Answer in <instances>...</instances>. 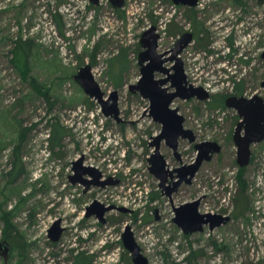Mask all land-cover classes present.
I'll return each mask as SVG.
<instances>
[{"label":"rangeland","instance_id":"rangeland-1","mask_svg":"<svg viewBox=\"0 0 264 264\" xmlns=\"http://www.w3.org/2000/svg\"><path fill=\"white\" fill-rule=\"evenodd\" d=\"M153 26L161 53L183 33L193 34L180 56L188 80L210 96L177 98L172 106L200 140L224 145L203 163L197 180L201 212L229 217L213 230L206 225L184 233L166 197L149 206L158 182L147 169L146 146L158 126L149 100L129 86L141 77V37ZM263 49L264 0H198L195 6L124 0L119 8L111 0H0V239L13 247L0 264H78L82 251L92 264H134L122 242L127 224L149 264H264V141L251 146L248 165L237 164L229 135L239 116L221 106L237 90L264 98ZM234 63L239 71L228 75ZM85 65L103 91L119 90L127 123L106 116L77 81ZM56 124L64 134L53 145L49 138ZM181 148L187 155L191 151L187 161L193 160L189 143ZM82 155L123 179L96 188L90 197L134 214L112 211L104 227L96 218L86 219L84 188L69 180L71 161ZM187 189L178 201L194 198L193 187ZM157 206L161 219L155 218ZM57 220L65 231L53 241L49 229Z\"/></svg>","mask_w":264,"mask_h":264},{"label":"water","instance_id":"water-1","mask_svg":"<svg viewBox=\"0 0 264 264\" xmlns=\"http://www.w3.org/2000/svg\"><path fill=\"white\" fill-rule=\"evenodd\" d=\"M99 0H92V3H98ZM112 4L116 7H122L124 0H111ZM176 4H184L195 6L198 0H173ZM160 34L157 32L156 26L147 29L141 37V45L143 50L139 54V64L141 65V77L137 84H131L130 88L134 90L138 88L144 97H148L151 100L152 108L154 110V116L156 120H159L163 124L162 132L157 138H168L173 141L174 148L177 150L178 139L180 136L189 138L191 141L195 140V135L191 129L184 128V116H182L178 108H172V102L180 97L183 99H190L197 97L200 100H206L209 98L210 93L202 86H194L187 80V74L185 72L183 60L180 57V53L193 41V34L185 32L177 40L174 46L173 58L177 60L174 66L175 73L171 74L168 78H156V72H169V68L163 67L165 59L163 58L165 53H159V39ZM264 57V51L262 53ZM77 81L85 89L86 93L95 98L102 106L103 112L106 116H112L119 118V91L117 89L111 91L106 98L105 92L102 90L100 84L96 80L92 67L85 65L80 68L76 75ZM170 80L172 85L170 87L165 86ZM264 87V81L262 82ZM171 87H175V91H170ZM226 105L231 108H235L239 115L243 118L239 122V126L236 130L235 142L238 149V162L241 167L246 166L250 162L251 157V145L253 143L260 142L264 139V98L255 94L248 98L245 96H229L226 100ZM245 125V133L241 134L242 127ZM199 155L196 160L191 163L179 167L177 169L169 170L170 173L178 171L179 180L175 182V187L182 183L184 180L190 182L198 171L204 161L212 159L215 153L221 150V145L217 141L205 140L198 144ZM83 156L78 158L75 163V176L71 175L70 179L73 184L81 182L80 176L90 172L95 175V179L91 184L104 185L105 181H99L100 174L97 173L96 167H83ZM152 170L158 178L161 179V184H164V170H166L167 161L165 156L160 151L159 144L157 145L154 153ZM167 171V170H166ZM89 184H86L85 190ZM96 210L94 213L98 215L101 222H105V212L113 208V206H104L99 202H95L93 205ZM200 199L193 200L175 207L174 221L179 227L186 233H193L203 231L205 225H209L213 230L216 227L222 225L229 217L221 214L202 213L199 209ZM123 211H128L125 207H120ZM92 214L91 212L88 215ZM64 227L61 226L60 220H57L52 224L49 229L50 237L53 241H57L63 234ZM123 244L131 252L132 261L134 264H149V259L143 254L141 246L137 242L135 235L132 231L131 225H127L123 233ZM12 252V246L8 241H0V255L4 257L6 261L9 260Z\"/></svg>","mask_w":264,"mask_h":264},{"label":"flooded vegetation","instance_id":"flooded-vegetation-1","mask_svg":"<svg viewBox=\"0 0 264 264\" xmlns=\"http://www.w3.org/2000/svg\"><path fill=\"white\" fill-rule=\"evenodd\" d=\"M176 44V43H175ZM173 50H174V47L172 48V49H169V50H167V51H165V52H163V53H165L164 54V56H163V58L165 59V62L163 63V67H165V68H169L170 70H169V72H161L162 74H165L166 75V77H163V78H168V77H170L171 76V74H173V73H175V69H174V66L176 65V63H177V60L175 59V58H173V55H174V52H173ZM263 51H264V49H263ZM159 52V51H158ZM183 52V51H182ZM181 52V53H182ZM160 53V52H159ZM180 53V54H181ZM263 53V52H262ZM231 54V56L235 59V57L234 56H236L237 54L234 52V50H233V52H231L230 53ZM181 57V56H180ZM263 57V56H262ZM264 58V57H263ZM183 60V59H182ZM139 62V61H138ZM183 64H184V62H183ZM140 65V64H139ZM141 66V65H140ZM235 66H237L235 63L234 64H232L231 66H230V68H229V71H228V75L229 74H232V76L234 75V74H237L238 73V71H239V69H234V67ZM158 72V71H157ZM156 72V73H157ZM187 80H188V78H187ZM189 81V80H188ZM169 82H171V85H172V80H170ZM168 82V83H169ZM138 83V81L136 82V83H134V84H137ZM167 83V84H168ZM189 83H191L190 81H189ZM167 84H165V86L167 85ZM191 84H193V83H191ZM194 85V84H193ZM194 86H196V85H194ZM167 87H170V86H167ZM117 89V88H116ZM129 89L133 92V93H140V94H142L141 92H140V90L138 89V88H135L134 90H132L131 88H130V86H129ZM115 90V89H114ZM118 90V89H117ZM176 90V88L175 87H171L170 88V91H175ZM113 91V90H112ZM119 91V90H118ZM105 92V91H104ZM111 92V91H110ZM210 93V92H209ZM105 94H106V98L109 96V93H106L105 92ZM255 94H258V93H254V94H252V95H246V94H244V92L243 93H241V94H239V91L237 90L235 93H234V96H245V97H248V98H250V97H252L253 95H255ZM260 95V94H259ZM143 96V95H142ZM230 96H233V95H230ZM144 97V96H143ZM229 96H227L226 98H225V100H224V103H221V106H225L226 105V100H227V98H228ZM144 98H146V99H148L149 100V114H150V116L153 118V120L157 123V126H158V128L156 129V132H150V138L148 139V142H147V150H148V154H147V164H148V166H147V169H148V171H149V173L156 179V181L158 182V186L156 187V191L155 192H152L150 195H149V198H150V200L152 199V201H151V203L149 204V206L150 207H152L153 205H154V203L155 204H158L159 205V203H160V199L161 198H164V197H166L170 202H171V205H172V208H173V211H175V207H177V206H179V205H181V204H184V203H187V202H191V201H193V200H197V199H200V206H199V209H200V207H201V205H202V203H203V198L204 197H201V196H198V195H196V193L198 192V189H197V180L199 179L198 178V175H199V173H200V171H201V168H202V165L200 166V168L198 169V171L195 173V175H194V177L192 178V180L190 181V182H186L185 180L182 182V183H180L178 186H177V188L175 189V190H173L174 189V187H175V182L177 181V180H179V177H178V174H179V172L178 171H175L173 174L172 173H170L169 172V170H175V169H177V168H179V167H182V166H184V165H187V164H191V163H193L195 160H196V158L198 157V155H199V153H200V151H199V148L197 147V145L198 144H200V143H202L204 140H200V138H199V135L195 132V130L193 129V128H191V127H188L187 125H186V117L180 112V109L178 108V107H173L172 105H173V103L175 102V100L177 99H175L173 102H172V104H171V107L172 108H178V111H179V113L182 115V116H184V122H183V124H184V128L185 129H191L192 131H193V133H194V135H195V140L194 141H191L189 138H184V137H182V136H180L179 137V139H178V147H177V150L174 148V145H173V141L172 140H169L168 138H157V136H159L160 134H161V132H162V128H163V124L159 121V120H156V118H155V116H154V110H153V108H152V103H151V100H150V98H148V97H144ZM178 98H180V97H178ZM190 99H192V98H190ZM199 99V98H198ZM208 99V98H207ZM186 100H189V99H186ZM119 101H120V94H119ZM226 107H228L227 105H226ZM119 108H120V106H119ZM228 108H231V107H228ZM233 109H235V108H233ZM236 110V109H235ZM237 111V110H236ZM237 115L239 116V118H238V123H237V126H236V128H235V130L233 131V133H231L230 135H229V138L234 142V146H235V151H234V158H235V160H236V163L237 164H239V162H238V149H237V145H236V142H235V136H236V130H237V128H238V126H239V122L240 121H242L243 120V118L239 115V112L237 111ZM112 117V116H111ZM113 118H115V117H113ZM119 123H122V124H125V123H127L128 122V119H126L124 116H123V114H122V111H121V108H120V114H119V118H115ZM244 133H245V125L242 127V130H241V134L242 135H244ZM188 142L189 143V145H190V147L192 148V152H193V160H191V161H187V156L189 155V154H191V151L189 152V154L187 155L186 153H184L183 152V150H182V148H181V146H182V144L184 143V142ZM213 141H216V140H213ZM262 141H264V139L262 140ZM262 141H260V142H262ZM220 145H221V150L218 152V153H220L222 150H223V144H222V142H220V141H217ZM260 142H257V143H260ZM257 143H253L251 146H253L254 144H257ZM159 144V146H160V151H161V153L165 156V159H166V161H167V166H166V170H164L163 172L165 173L164 174V177H163V179H164V184H161V179L160 178H158V176L155 174V171L154 170H152L151 169V167L153 166V163H155V160H154V153H155V149H156V147H157V145ZM218 153H215L214 155H213V157H212V159L214 158V156L216 155V154H218ZM83 156V158H84V160H83V163H82V166L83 167H91V166H93V167H96L97 168V173H99L100 174V177H99V181H105L106 183L104 184V185H96V184H91L90 182L92 181V180H94L95 179V175L94 174H92V173H90V172H87L86 174H83L82 176H80V179H82V181L81 182H77L76 184H80V185H82L83 186V188H84V190H83V192H84V194H85V196H84V203H83V206H84V208H85V217H86V219H92V218H96L97 220V223H98V227H104V226H108V224H109V221H110V218H109V213L110 212H112V211H117V212H119V214H123V212H127V211H123V210H121L120 209V207H122V206H120L119 204H117V203H104V202H102V200L101 199H99V198H94V199H92L90 196H92V195H95V194H93L92 192L94 191V190H96V188H98V187H106V186H108V185H110V184H119V183H121L122 182V178L121 177H118V176H116V175H107L106 174V172H104L103 170H101V169H99L96 165H93V164H89L88 162H87V160H86V155H82ZM82 156H80V157H82ZM79 157V158H80ZM252 157H253V149H251V157H250V162H251V160H252ZM78 158H76V159H73L72 161H71V163H70V174H69V180H70V182H71V179H70V176L71 175H73V176H75V174H76V172H75V161L77 160ZM212 159H210V160H212ZM171 160H174V161H172L171 162ZM210 160H206V161H210ZM205 162V161H204ZM203 162V163H204ZM249 162V163H250ZM245 167V166H244ZM72 183V182H71ZM73 184V183H72ZM86 184H89V186H88V188L85 190V188H86ZM73 185H75V184H73ZM190 187H193V189L195 190V194H194V198L193 197H191V198H189V199H186V200H183V201H178L179 199H180V197H181V195L180 194H183L184 192H186V191H188V189L187 188H190ZM192 192H193V190H191ZM159 194L161 195L160 197H159ZM92 199V200H91ZM178 201V202H177ZM95 202H99L100 204H103L104 206H106V207H108V206H113V208H111L110 210H108V211H106L105 212V215H104V218H105V222L103 223V222H101V220H100V218L98 217V215L96 214V213H94V211L96 210V208H95V206H93L94 204H95ZM177 202V203H176ZM126 209H128V208H126ZM130 210V211H129ZM128 211L131 213V214H134L135 212V210L134 209H128ZM201 211V210H200ZM89 212H91L92 214H90V215H88V213ZM154 213H155V218H157V219H161V218H163V216L161 215V209H160V207L159 206H157L156 208L154 207ZM203 213V212H202ZM206 213V212H205ZM218 214H222L223 216L225 215L226 216V213H218ZM60 222H61V220H60ZM127 225H129V224H127ZM126 225V226H127ZM126 226H125V229H126ZM206 226V225H205ZM131 227H132V225H131ZM125 229H124V231H125ZM64 231H65V228H64ZM63 231V232H64ZM132 231H133V227H132ZM124 233V232H123ZM123 233H122V242H123ZM185 233V232H184ZM49 236H50V234H49ZM0 241H8L9 242V240H7L6 238L5 239H0ZM10 243V242H9ZM11 244V243H10ZM11 246H12V244H11ZM12 249H13V247H12ZM12 253V252H11ZM0 256H2V255H0ZM4 258V257H3ZM5 260V259H4ZM6 261V260H5ZM7 262V261H6Z\"/></svg>","mask_w":264,"mask_h":264},{"label":"trees","instance_id":"trees-1","mask_svg":"<svg viewBox=\"0 0 264 264\" xmlns=\"http://www.w3.org/2000/svg\"><path fill=\"white\" fill-rule=\"evenodd\" d=\"M28 45L29 42L25 41L21 46L23 48V50H25V52L28 51ZM28 68V67H27ZM40 89V87H39ZM47 94V93H45ZM63 134H64V128L62 126H60L59 124H56L54 129H53V134L50 135L49 140H51V142L53 143V145H57L60 144L61 140L63 139ZM17 151V150H16ZM16 168H18L16 166ZM14 174V173H13ZM241 178H242V174H240ZM77 257V262L78 264H92V260L91 258H89L86 253L84 251L80 252L78 255H76Z\"/></svg>","mask_w":264,"mask_h":264},{"label":"built area","instance_id":"built-area-1","mask_svg":"<svg viewBox=\"0 0 264 264\" xmlns=\"http://www.w3.org/2000/svg\"><path fill=\"white\" fill-rule=\"evenodd\" d=\"M143 192H144V191H142V190L140 191L141 195L143 194ZM145 192L148 194V191L145 190Z\"/></svg>","mask_w":264,"mask_h":264}]
</instances>
